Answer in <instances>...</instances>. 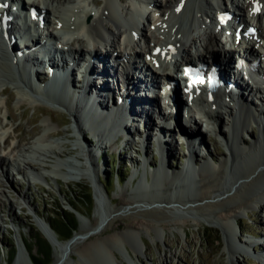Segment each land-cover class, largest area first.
Segmentation results:
<instances>
[{
	"label": "bare ground",
	"instance_id": "6f19581e",
	"mask_svg": "<svg viewBox=\"0 0 264 264\" xmlns=\"http://www.w3.org/2000/svg\"><path fill=\"white\" fill-rule=\"evenodd\" d=\"M7 1L9 0H0V4L4 5L5 3H7ZM10 1L12 2L19 0ZM54 1L58 6H54L53 3L49 2V0H22L23 5L25 6L28 4L30 10L35 9L37 6H40L41 9L45 11V13H48L50 16L48 19V25L46 27L39 28V32L33 35V40L41 39L46 35H57V46H60L62 52L64 51L66 54L70 55L69 57H78L79 54L83 53V55L85 54V56H90V58L88 59L89 61L91 60V56L93 57L94 53L96 52L99 55H102V53H104L108 56L116 54L117 57L120 58V62L125 66L128 58L134 56L135 54H138L145 57L151 69H157L156 67H158V70L162 71L163 73L170 74L168 69L166 67H163L162 63L159 60V56L161 54H165L167 55L168 59L172 60L173 57L171 53L176 52L181 57L186 58L188 56L187 53L189 47L194 46L197 41L204 42V48L202 52L198 53V55L207 56L209 59L215 56L218 57L217 52H219V54H224L225 50H229L230 53L235 52L237 54H240L242 52V47H239V45L241 44L240 40H243L246 44L250 43L252 45L251 48H253L254 45H256V42L250 39L249 36L245 35V31L247 27H251V25H249V22L252 20L254 21L255 19L257 20V33L264 41V0H231L234 9L241 14L238 21L239 26H242V30L233 31V37L231 38V41L229 42V44L225 43L224 45L218 43V40L214 36V33L218 30L220 24L213 13V4L211 3V0H146V2L149 4L148 7L141 4H134L132 6L125 7L121 6L122 0H101V2L92 1V9L87 7V0H70L69 4L68 2H66L68 0ZM118 2L119 5L117 4ZM217 5L218 8L221 7V0H217ZM96 7L98 8L95 9ZM149 7H152V9H154L155 16L148 15L147 8ZM223 11L225 12V15H229V11H227L225 6ZM5 13V6L0 7V31L2 30L1 18L3 15H6ZM145 15H147L146 19L144 22H142L141 17ZM18 24L25 27L22 19L18 21ZM18 24H15L16 27L18 26ZM208 25L211 27L210 30H208ZM236 35H238L240 38H236L238 37ZM136 38H138L139 40L136 41ZM28 40L29 39H27V37H24V39L19 41V44L22 45L23 43H25V41L28 42ZM79 43L84 49L74 47L75 45L79 46ZM13 47L14 49L12 50ZM57 48L55 50H57ZM19 52L20 50L16 48V45L12 47L9 45L8 40L7 38L5 39L2 30L0 32V86L2 84V80H10V82H12L13 84L18 85V87L22 89L24 94L28 95L27 92H30L45 100V102H43L39 100L38 97H35L33 95L32 99H34L35 103H40L48 106L46 103L49 104V102H51L50 105L52 106L53 104L63 106L76 125V114L81 116L82 112L80 110V107H78L79 102L77 103L76 101H74V99L86 100L83 98H88V96L86 94L80 95L81 92L75 93L81 88L76 87L78 90H76L75 92L73 91L75 93L74 94L71 92L63 91V87L59 82L52 81L50 83V81H48L47 83H45L46 80H42L41 78V75H44V72L35 73L34 77L31 76L30 71L27 70L29 68V64L31 63L28 62L27 64L24 63L23 65H19L15 61V59L12 58V54H16ZM154 53L158 55L153 56ZM173 61L175 60L173 59ZM220 64L221 62L219 63L218 60L217 65L220 66ZM121 69L124 70V68ZM1 71H3L5 79H3V76L1 75ZM82 74L83 73H81V76ZM34 78L39 82V85H36L32 82ZM43 78L47 79V77L45 76ZM25 82L28 83L25 84ZM87 82L88 80L83 82V84H86ZM259 82H252V84H254V88L252 87L250 89V92L253 93L251 95L254 96L261 95L258 101L260 102V105H263L264 86H261ZM43 83L45 84L42 85ZM19 84L25 85L23 87L26 89L21 87ZM83 84H81V87ZM93 85L95 86V83H93ZM59 90L64 92L63 94H60V96H62V100L56 99V97L59 96ZM23 92L22 95H24ZM0 94H5L4 88L0 89ZM221 96L225 97V95ZM12 98L13 94L9 95L8 100H11ZM52 100L59 102L55 103V101ZM248 101V98H245L244 101L237 100L233 102L234 106L226 108L225 102L222 103L217 100L208 101L206 99L195 96L190 109L184 110L182 112L183 115L184 113H186V116H184L185 120L188 119L193 122V131L198 126L202 127L204 123L210 124L211 122H213L214 125H217V127L219 128V125L223 123V120L220 119L221 116H219L217 112L219 109L223 111L225 115L230 114L231 121L227 124L226 127L229 130V133L232 134V138L230 141L225 138L224 140L227 145V151L229 153L227 157L229 156L232 164L228 169V161L226 160V158L224 164L221 165V170H219L218 172L215 173L210 168H207L205 171H201L199 173L200 175L198 174L200 186L195 190L190 186V178H192L191 174L199 172V170L195 167L193 168L191 162L187 161V167L184 170V173L182 171L176 175H172L171 171L169 172V174L166 173V162H160V170H157L156 175L159 174L161 176L167 177L163 182H166V184H168V191H176L175 193L179 194L182 197H176L174 200L170 198L166 199L161 197H151L148 201L150 205L154 203L166 205L167 207H165L163 211H165L164 213L166 215L168 214L170 216L175 215L177 212L179 213L181 211L187 214H190L191 211H194L199 214L203 212L210 213L214 209H220L218 212H214V215L217 216L216 218L219 226L222 227V229L225 231L224 233L230 240V246L228 248V253L230 255L233 254V251H231L232 249H234V251L236 252H245V249L251 246H260L261 248L264 247V239L262 238H254L253 241H239V244L237 246L233 245L235 237L234 231L238 224L237 216L250 206L258 205L259 208H261L260 203L264 200V125H261V122L263 121L260 119L259 113H257L256 109L251 108V105H249ZM161 102L162 101H158L159 106H161ZM8 103L9 102H5L4 108L9 114L10 109ZM163 107V110H165V106ZM198 107H203V110H199ZM49 119L52 120L51 117H49ZM162 119L165 120L164 117ZM100 120L105 123V130L109 132V119L102 118ZM143 120H145V117L143 118ZM146 121H144V127L145 124H149ZM251 123H253L255 125V128L258 129L260 135L258 139L254 140V143L251 146L250 150H247L244 142L239 139V133L247 134L249 125ZM179 125V135L184 136V138L186 139H189L190 137L195 138V131L189 134L187 131H183V128L187 127H182L181 124ZM158 127H160V134L155 133V140L153 142H156L154 146L157 149H155L154 151L155 156L157 157L159 162L161 161L162 157L165 161L171 157L173 141L168 142V140H163V143L156 141L157 137L161 138L162 136H165V134L163 133L164 130H171L170 127L164 128L161 125H159ZM137 132H139L138 128H136L135 130L130 129L129 137H133V135H135ZM142 133L143 134H138V136H141V138L143 139L145 138L144 135H147L144 133V130ZM185 133L188 135V137ZM150 134L151 132L149 133V136ZM46 135L47 134L44 135V138H47ZM94 136L97 137L96 139L98 143V152L100 151V149L107 150V147H102L106 144V140H104L103 137H99L98 134L94 133ZM44 138L37 139L33 147L32 145H29L31 147L28 148H24L25 146L21 147L19 145H14L13 147L8 146V149H11L9 154H7L8 157L5 159L0 157V169L7 179H9V174L7 171L9 167H13L16 175H24L25 171L27 170L32 174L33 180L42 179L45 181L46 179L47 181L48 179L50 180L52 178L50 175L44 173L42 176L39 172H37V169L34 166L35 164L41 163L39 164V167L43 170L42 172H47L50 163L45 160V158H47L46 154H50L49 160L51 161V155L60 158L62 155H64V152H62L61 150L55 152V149H53L52 147L48 148V141ZM188 139L187 141H190L191 143L189 144V150L186 153L189 154V157L193 158V153L191 154V152L196 151L198 147L203 148L205 146L203 145V143H200L199 140L198 143H196V138L194 140ZM8 140L9 137L4 139V146L6 145ZM21 141H24L23 138L21 139ZM114 141L115 142L113 146H115L117 151L119 146L121 148H124L123 145L127 147L128 142H132L133 138L130 141L128 137L119 136L118 138L114 139ZM85 142L87 146L88 144H90V142ZM143 143L144 142H142V144ZM235 147L236 149H234ZM127 149H129V147H127ZM92 150L93 147H90L88 148L87 153L84 151V159H89L91 162V166L88 169V171L91 172L90 177L87 178L85 175L78 174L79 172L82 173L84 171L80 167H72L68 163L69 166L65 168L75 169H73L74 174H68L65 180L67 181V183H79L80 181L85 179H89L90 181H92V186L95 190L96 201L98 202L96 205L97 210L98 212H100L103 208L101 194L102 192L101 189L94 183V180L96 179L95 174L97 171V166H95L93 163V160L95 162V155L91 153ZM235 150L240 152L242 155L235 157ZM99 154L100 156L103 155L101 153ZM104 154L106 156V153ZM122 154H125V151H123ZM81 156H83V154ZM203 156L205 158L207 155L203 154ZM17 157L18 161L16 160ZM251 158H254L256 160L259 159V164L250 166L249 160ZM244 159L248 161H245ZM35 160L39 163H36ZM242 160L244 162H242ZM76 170H78L79 172H77ZM232 170H235L234 177H232L233 184H239V186L237 187L235 192L230 195V189L226 187V181L229 176H232L230 175L232 173L229 174L228 171L231 172ZM160 172L162 174H160ZM33 173L36 176L33 175ZM219 175H221V177H219ZM97 181L100 184L99 179ZM144 181L148 183L146 179ZM184 184H186V187L184 186ZM158 185H160V181L152 179L151 187H158ZM173 187L175 189H173ZM179 188L180 190L182 188V191L180 193L177 191ZM191 188L193 191L192 193H198L197 195L195 194L194 197L185 194V192L189 194V190ZM136 189H138V187ZM244 194L247 196L243 197ZM212 196H214V198L216 197L219 200V203L216 204V206L206 208L200 205L204 199ZM26 206L29 211L32 212L33 209L31 210V205H28L26 202ZM156 209L157 208H154V211L151 210L149 212L150 217L157 216V213L155 211ZM210 214H212V212ZM34 218L36 226L40 229V231H43L46 234L47 238L51 241L52 246L54 247V264L81 263L80 260H78V262H75V259L73 257H70L69 262L62 260L63 257L69 253V251L67 250L68 247L58 242V240L53 235L52 229L48 226L47 223L44 222V220L42 221L36 216ZM163 218L166 217L163 215ZM100 221L98 223L99 226ZM80 222L82 223L83 219ZM171 222L180 224L177 220H172ZM171 222H167V224H171ZM167 224L162 225H164L163 227H168ZM210 224H213V222ZM137 225L142 229V232L129 231L120 235H113L106 242L97 241L95 243L82 245L78 250L82 255V260L88 261L90 259L93 260L94 257H100L108 259L110 264H121V261L116 259V257L114 256L113 249L115 248V246H118L120 244L122 246H125V239L123 238V236L127 234L129 236H132L135 239L138 247L143 248L145 247V244L141 239V233H149L150 230L153 229V227H151L152 222H139ZM261 241L262 243H260ZM23 244L24 243H22L23 247L18 246L19 253L17 255V258L15 259V264H32L29 255L24 248L25 245ZM135 253H138V251H135ZM260 253L258 255L259 259H264V250ZM231 264H238V262H231Z\"/></svg>",
	"mask_w": 264,
	"mask_h": 264
},
{
	"label": "rangeland",
	"instance_id": "374dc122",
	"mask_svg": "<svg viewBox=\"0 0 264 264\" xmlns=\"http://www.w3.org/2000/svg\"><path fill=\"white\" fill-rule=\"evenodd\" d=\"M92 1L101 2V0H87L86 5L90 9H92ZM131 1L121 2V6H129L131 5ZM49 2L53 3L54 6H58L54 0H49ZM66 2L69 4L70 0ZM117 4L119 5V2ZM153 15L152 12L151 16ZM74 47L84 49L80 43L79 46L75 45ZM1 75L5 79L3 71H1ZM44 76L41 75V77ZM2 87L5 89V94H0V157L4 159L8 157L7 154L11 150L7 149L8 146L19 145L28 148L31 147L29 145H32L33 147L37 139L44 138L45 134H47V138L44 139L48 141V148L52 147L55 149V152L61 150L64 152V155L60 158L51 155L50 161V154H46L47 158L45 160L50 163L47 172H42L43 170L39 167L41 163L35 160L36 163H39L34 166L37 172L42 176L44 173L52 177L47 181L45 179L46 182L42 179L33 180L29 178L30 174L27 170L24 175H16L13 167H9L7 170L9 174V179H7L2 170H0V264H15V258L11 260L10 254L12 250L17 251L16 245L23 247L22 243H24V248L32 263V259L38 257V247L35 245V240H45L40 229L35 224L34 217L36 216L38 219L44 220L45 223H52L51 220L54 219V216L56 217L58 207L69 213L71 212L69 210L72 209V211L83 218V222L78 223L77 230L74 233L76 239L69 246L58 240L60 244L68 247L69 253L62 259L66 262H69L70 257H73L75 262L80 260L83 264H106L107 259L100 257H96L97 260L94 257L93 260L90 259L92 261H83L82 255L78 250L82 245L97 241L106 242L113 235H120L129 231L142 232V229L137 224L139 222H152L151 227L153 229L149 233H141V239L145 247L139 248L135 239L128 234L123 236L125 246L121 244L115 246L113 254L116 259L121 261V264H231V262L236 261L238 264H264V259L260 260L258 257L259 253L264 250V247L251 246L245 249V252H236L232 249L233 254L230 255L228 253L230 240L222 227L219 226L217 216L214 215V212L216 213L220 209H214L211 211L212 214H210L211 212L197 214L194 211L187 214L181 211L170 216L166 215L165 211H163L167 207L166 205L160 203L150 205L148 203L151 197L170 198L173 200L176 197H182L176 194V191H168V184L163 182L167 177L159 174L156 175L157 170H160V162H166L167 171L165 172L169 174L171 171L172 175L179 174L182 171L184 173L187 161L191 162L193 168L195 167L199 170V172L191 174L192 178H190V186L195 190L200 186L198 174L201 171L210 168L216 173L221 170V165L226 160L228 161L227 168H230L232 162L229 156L227 157L229 153L221 147L219 144L221 141L218 140L221 139L222 135L223 139L228 137L227 133L229 135V130L226 126L231 121L230 114L220 117L223 123L219 125L218 129L216 125V130L212 129V126H209L213 122L210 124L204 123L202 127L198 126L197 128H200L199 131H197V128L194 130L195 138L200 143H203L205 147H198L196 151L191 152V154L193 153V158L189 157V154L186 153L182 141L179 139V126L178 129L174 127L171 130L166 129L163 132L165 134L164 140H168V142L173 141L171 157L166 161L162 157L161 161L158 162L154 151L157 148L154 146L153 137L155 133L160 134L159 125L154 126L153 124L154 129L150 130L151 124H145L146 128L139 129V132L136 134H143L144 130L147 136L144 135L145 138L142 139L141 136H136L135 134V139L130 143L128 142V146L126 145L129 149L123 145L124 148L119 146L116 151L115 146H113L115 141H113L114 139L111 140L112 144L110 143L109 146L105 145L107 150L100 149L95 156V162L93 160L94 165L97 166L94 183L101 189L103 202V208L100 212H98L96 206V213L95 206L93 205L92 207L91 203L88 202L90 187L86 181L89 179L82 180L79 183H67L65 180L70 173H66L62 168L69 166L68 161H73L74 164L78 163V156L73 150L74 144L71 141L69 127L66 125L67 116L54 108L35 103L34 99L24 94L22 89L10 82V80H2L0 89H3ZM22 92L24 95H22ZM27 93L31 94L30 92ZM63 93L60 90L58 91V100H62L60 94ZM12 94L13 98L8 100L9 95ZM5 102H9V114L4 108ZM58 102L55 101V103ZM248 102L252 106L251 108L256 109L257 113H259L260 119L263 121L261 125L263 126L264 104L259 105L256 104L257 101L252 103L250 100ZM161 107L164 109L163 102H161ZM162 115L164 117L165 113ZM186 121L190 123V126L183 128V131L191 134L194 132L192 128L194 126L193 122L188 119ZM168 127L170 126L168 125ZM149 131L151 132L150 136ZM259 135L260 132L251 123L248 133H239V139L244 142L247 150H250L254 140L258 139ZM186 136L188 137L187 134ZM217 136L221 137L217 138ZM4 137H9L5 148L2 146ZM22 138L24 141H21ZM195 138L190 137L187 139L194 140ZM231 138L228 137L227 139L230 141ZM83 141H87V138H83ZM142 142L144 143L142 144ZM90 147L91 145L88 144V148ZM123 151H125V154H122ZM91 153L94 155V148ZM99 153L103 155L100 156ZM104 153H106V156ZM203 154L207 156L204 158ZM234 154L235 157L242 155L237 150H235ZM16 160L18 161V157ZM242 162L244 161L242 160ZM259 162V159L251 158L249 165H258ZM110 167H112L111 170ZM76 171L79 172L78 170ZM234 171H228L229 174L232 173L230 174L232 176H229L226 181V187L230 189V195L239 186V184H233L232 177H234ZM160 174L162 173L160 172ZM33 175L35 174L33 173ZM98 179L100 184L97 181ZM145 179L148 183L152 179L160 181V185L158 187H151L150 184L152 183L147 184L148 187L142 185ZM184 186L186 187V184ZM137 187L138 189H136ZM192 188L189 190V194L186 192L185 194L193 197L195 194L197 195V192L192 193ZM177 191L180 193L182 188L181 190L179 188ZM246 196L244 194L243 197ZM216 199L214 196L208 197L200 205L206 208L216 206L219 203V200ZM26 202L28 205H31L30 208L31 210L33 209L32 213L27 208ZM260 205L261 208L258 205L250 206L237 216L238 224L234 231V246H237L239 241H253L254 238L264 239V200L261 201ZM154 208H157L155 210L157 216L150 217L149 212L151 210L154 211ZM163 215L166 218H163ZM172 220H177L180 224H175L171 222ZM99 221L100 226L98 225ZM167 222H171V224H167ZM212 222L213 224H210ZM162 224H167L168 227H163L164 225ZM53 235L57 238L54 232ZM26 245L29 246L28 249H26ZM41 249H45L43 245ZM135 251H138V253H135ZM54 259V247L52 246L48 264H54Z\"/></svg>",
	"mask_w": 264,
	"mask_h": 264
},
{
	"label": "water",
	"instance_id": "95a60500",
	"mask_svg": "<svg viewBox=\"0 0 264 264\" xmlns=\"http://www.w3.org/2000/svg\"><path fill=\"white\" fill-rule=\"evenodd\" d=\"M46 104L49 107L54 108L55 110L57 108V111L62 112L64 115L67 116L66 125L69 127V134L71 136V141L74 144L73 150L77 153V156H78L77 164H74L73 161H68V163L72 167H80L84 171V172L81 171L82 173L80 174L85 175L87 178H89L91 175V172L88 171V169L91 166V162L89 159L88 160L84 159V155H85L84 151L87 153L88 146L83 141V138H87L88 143L90 142L89 145H91V147L94 148V155L96 156L98 154V148L96 149V147L98 146V143L96 139L97 137L94 136V133L98 134L99 137H103L104 140H106L105 145H109L111 143V140L115 139L116 137L125 136V129L128 126L132 125L134 122L133 117L135 115V109L132 106H128L124 104H121V105L113 104L107 107H103L97 104L96 102H94L93 100L83 101L82 104L79 103L78 105V107H80L82 115L80 116L76 114V125L74 124L73 119L70 117L69 113L63 106L57 107L56 105H53V106L50 105L51 103L49 104L46 103ZM102 118L109 119L108 120V123L110 125L109 132L105 130L106 128L105 123L100 120ZM105 145L102 147H105ZM185 150L187 151V146H185ZM82 154L83 156H81ZM63 170L65 172L74 174L73 169L64 168ZM86 182H88L89 187H90V191L88 193V198H89L88 202L91 203L92 207L93 205L95 206V211H96V205L98 202L96 201L95 190L93 189L92 181L87 180ZM150 183H152V180L150 181ZM173 189L175 188L173 187ZM69 211H71L70 213H72L75 216L77 222L81 223L80 221L83 218L77 215L76 212L72 211V209H70ZM41 232L52 249L51 241L47 238L46 234L43 231ZM75 239L76 238L74 237V234H73V236L69 240L64 241V242L61 241V242L69 246L71 242ZM106 264H110L108 259H107Z\"/></svg>",
	"mask_w": 264,
	"mask_h": 264
},
{
	"label": "trees",
	"instance_id": "16d2710c",
	"mask_svg": "<svg viewBox=\"0 0 264 264\" xmlns=\"http://www.w3.org/2000/svg\"><path fill=\"white\" fill-rule=\"evenodd\" d=\"M111 169L112 167H110V170ZM71 207L75 209L72 205ZM51 221L52 223L47 222L49 224V227L55 233L57 239L63 242L69 240L73 236V234L75 233L78 227V222L75 216L72 213L62 210L61 207H58V212L56 213V217L54 216V219ZM35 245L38 247V257L36 259H32V263L48 264L51 257V247L49 246L48 242L44 239H37L35 240ZM42 245L43 248H45L43 250L41 249ZM28 248L29 246L26 245V249ZM15 254H16V250L14 251L12 250L10 254L11 260L14 259Z\"/></svg>",
	"mask_w": 264,
	"mask_h": 264
},
{
	"label": "snow or ice",
	"instance_id": "6c2138e0",
	"mask_svg": "<svg viewBox=\"0 0 264 264\" xmlns=\"http://www.w3.org/2000/svg\"><path fill=\"white\" fill-rule=\"evenodd\" d=\"M5 5L0 4V7H4Z\"/></svg>",
	"mask_w": 264,
	"mask_h": 264
}]
</instances>
